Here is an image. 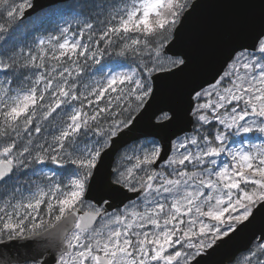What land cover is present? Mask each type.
Instances as JSON below:
<instances>
[{
    "label": "snow or ice",
    "instance_id": "snow-or-ice-1",
    "mask_svg": "<svg viewBox=\"0 0 264 264\" xmlns=\"http://www.w3.org/2000/svg\"><path fill=\"white\" fill-rule=\"evenodd\" d=\"M228 2L208 40L202 0H0V264H264V0Z\"/></svg>",
    "mask_w": 264,
    "mask_h": 264
},
{
    "label": "water",
    "instance_id": "water-1",
    "mask_svg": "<svg viewBox=\"0 0 264 264\" xmlns=\"http://www.w3.org/2000/svg\"><path fill=\"white\" fill-rule=\"evenodd\" d=\"M68 0H33L34 7L29 10L31 16L35 15L36 13L42 11L43 9L50 7L52 5L58 4L60 2H64ZM246 10L239 9L234 7L228 0H202V5L198 9L197 18L204 21L207 25L206 37L208 40H211L212 37V30L214 27L226 25L230 20L243 15ZM25 16L31 17L28 13H25ZM175 51V49H174ZM205 72L203 71L202 64L198 57L197 69L195 71V75L199 78L203 76ZM187 79V78H186ZM183 93V82L182 81H174L170 82L168 86L162 91L160 94L156 104L154 107H166L171 102L175 101L179 98ZM173 130H163L157 131L147 123L143 124L139 132L141 134H147L151 136H155L157 138L163 136L167 137L171 134ZM127 195L131 196L133 194L128 193ZM123 197L115 198V204L119 205L120 200ZM251 235V232L245 234L236 244L232 245L231 247L223 250L220 254H218L214 259L216 260L217 264H227L229 257L238 249L243 247V244L246 242L248 236Z\"/></svg>",
    "mask_w": 264,
    "mask_h": 264
},
{
    "label": "trees",
    "instance_id": "trees-1",
    "mask_svg": "<svg viewBox=\"0 0 264 264\" xmlns=\"http://www.w3.org/2000/svg\"><path fill=\"white\" fill-rule=\"evenodd\" d=\"M76 2H77V0H71V1H67L66 3L58 4V5L53 6L51 8L45 9V10L37 13L33 17L24 20V24L27 26V30H31L32 21H44L45 23H47V17H48L49 13H53L57 10L66 8L67 6L75 4Z\"/></svg>",
    "mask_w": 264,
    "mask_h": 264
}]
</instances>
